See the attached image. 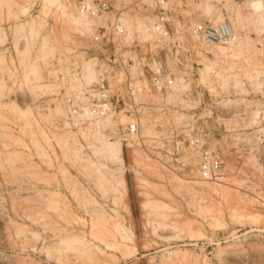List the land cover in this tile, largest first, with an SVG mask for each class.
I'll list each match as a JSON object with an SVG mask.
<instances>
[{
	"label": "rangeland",
	"instance_id": "1",
	"mask_svg": "<svg viewBox=\"0 0 264 264\" xmlns=\"http://www.w3.org/2000/svg\"><path fill=\"white\" fill-rule=\"evenodd\" d=\"M42 1L0 0V50L7 49L0 51V264H264V144L255 133L264 128L263 115L245 126L250 111L264 105V84L255 90L244 80L246 94L205 84L212 98L206 95L200 105L178 102L186 109L199 106L205 130L215 133L225 158L223 181L177 183L141 147L122 141L120 167L94 152L99 141L93 136L65 129L55 112L66 84L65 48L77 49L81 34L60 9L44 8ZM204 1L182 14L197 18ZM30 16L41 25L34 35L28 26L16 28ZM64 31L69 39L59 38ZM249 35L264 43V33ZM241 97L248 107L226 105ZM236 116L240 126L230 129Z\"/></svg>",
	"mask_w": 264,
	"mask_h": 264
},
{
	"label": "built area",
	"instance_id": "2",
	"mask_svg": "<svg viewBox=\"0 0 264 264\" xmlns=\"http://www.w3.org/2000/svg\"><path fill=\"white\" fill-rule=\"evenodd\" d=\"M236 1L252 6L262 0ZM194 2L202 0H79L81 15H108L109 21L78 36L79 47L68 55L61 102L74 130L125 115L128 123L115 133L122 142L141 147L181 179L216 183L225 172V158L213 140L215 133L205 130L199 106L186 109L168 99L184 86L182 99L187 103L200 105L206 95L212 98L214 93L201 82L204 62L214 60V47H233L239 33L222 7L219 22L182 14ZM133 17L145 20L141 29L126 24ZM87 60L96 63L98 79L76 88L73 84L81 82ZM209 76L216 84L217 69ZM147 123L153 125L151 134L145 132Z\"/></svg>",
	"mask_w": 264,
	"mask_h": 264
},
{
	"label": "bare ground",
	"instance_id": "3",
	"mask_svg": "<svg viewBox=\"0 0 264 264\" xmlns=\"http://www.w3.org/2000/svg\"><path fill=\"white\" fill-rule=\"evenodd\" d=\"M124 1L128 3L129 1H134V0H124ZM87 3H91V2L87 1ZM42 4L44 8L55 6L56 8L60 9L68 25H70L72 29H74L80 34L92 33V31L96 26L101 24H106L108 21L103 16L97 18H89L85 15H81L79 13L78 6H75V4L73 5L71 2H66V1L64 2L63 0H43ZM221 7H223L226 10V12L229 14V17L233 25L235 26L236 30L239 33V39L237 43L231 48L214 47L212 49L215 58L213 61L204 62L201 82L205 83L213 91H217L218 85H220L221 90H223V92L230 93V91L233 89L236 91L235 94L236 93L246 94L249 91L243 88L244 80H247V82L245 83L247 84L249 82L250 86L253 89L262 86L264 84V63H261L262 61L260 59V56L264 54V43H260V42L254 43L249 35L251 32L257 33L258 36H261L264 33V0L252 6L248 3L238 2L236 0H205L202 4L197 5L196 10L199 9L198 12L200 13V15H198V17L202 16L204 19H209L213 22H219L223 19V12ZM28 11L29 10L25 9L24 7L22 13L27 14ZM104 16H107V18L109 19L108 15H104ZM144 21L145 20H142L140 17L137 18L133 17L130 19L128 18L126 20V24L130 27H134V29L136 28L137 30H139L143 27ZM195 24L196 21H192V25ZM26 26H28L32 35L36 34L39 28L41 27L37 18L31 17V20L29 22L22 23L20 26L16 28L19 31V30H24ZM60 37L63 39H69L70 35L64 31L62 32V35L60 34L59 38ZM59 41H61V39H59ZM48 47H49V38L44 37L42 40V50H41L44 55L48 54ZM72 51H73L72 46L68 47V45H66L65 52L70 53ZM26 52L28 54L29 52L28 48ZM213 68L217 69V82H215L216 84H214V82L210 79L209 76ZM31 72L37 74L36 65L34 64L31 65ZM97 79H98V70L96 67V63L93 60H89V61L87 60L83 64V73H82L81 82L75 83L73 84V86H75L76 88H82L83 86H91L95 81H97ZM185 89H186L185 86L178 87L176 89V93L173 96L169 97L168 101L174 102L176 104H178L179 101L183 102L182 93L185 91ZM154 101L161 102V99L155 98ZM225 102L226 105L233 107L234 106L240 107L241 105H245V104L247 105V107L249 106L246 99L242 97L238 99H228V101ZM190 103L192 102L189 103L186 102L185 104H190ZM257 106L258 105L255 106L256 110L250 111V120L248 123L245 124V126H251L252 123L258 120V118H262V115L264 119V105L261 107H257ZM55 112L60 117H62L64 128L65 129L69 128V123L66 120L67 115L64 110L63 103H59L56 106ZM237 116L240 115L237 114ZM237 116L229 121L230 124L232 123L231 124L232 126L229 127L230 129H234V128L236 129L240 126V119H238L239 117ZM183 117L184 116L181 115V118ZM119 118L120 121H117V119L113 117H107L105 119L91 121L90 124L88 125L89 127L86 126L87 128H82L80 130L83 137L93 136L95 139L99 141L98 143L99 146H97L94 149V152L96 154H101L103 159L115 163L120 167L121 166L123 167L125 165V161L123 158L122 142L118 137H115V133H116L115 131L118 127V123L127 122L128 118L125 115H121L119 116ZM222 121L226 125L228 124V122H226L228 120L224 121L222 119ZM151 128H153L152 123L151 124L147 123L145 132L151 134L152 133ZM226 128L228 129V126H226ZM255 133L261 134L260 138L258 137L259 138L258 141L262 142V137L264 135V128H259L258 130L255 131ZM66 136L68 138H71L73 144L78 143V139L76 137L77 135L76 136L71 135V132L67 131ZM247 136L248 134H246V137ZM247 139H250V137ZM255 147H257V145ZM80 149L81 148L76 149L77 155H80L81 153ZM122 174H120L118 179L122 180V176H123ZM102 179H106V177H103ZM221 180L223 181V179ZM173 181L176 183L177 180L176 181L173 180ZM198 181L201 180L196 181L195 179L186 180L179 178V181H177V183L185 182L186 184H188L189 182H193L195 184H200V182ZM177 190L179 189L177 188ZM116 229L118 232L123 234V237H126L127 234L125 233V230L123 228L117 226ZM80 245H82L83 247L87 246V244L84 242H81Z\"/></svg>",
	"mask_w": 264,
	"mask_h": 264
}]
</instances>
